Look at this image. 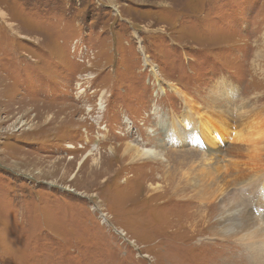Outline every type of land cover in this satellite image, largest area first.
<instances>
[{
  "label": "rangeland",
  "instance_id": "rangeland-1",
  "mask_svg": "<svg viewBox=\"0 0 264 264\" xmlns=\"http://www.w3.org/2000/svg\"><path fill=\"white\" fill-rule=\"evenodd\" d=\"M212 91L235 120L253 109L237 129L264 119V0H0V264H242L250 242L209 229L219 203L188 230L201 208L174 183L202 152L163 135L184 103L210 108ZM155 139L170 165L158 193L147 186L162 166L124 156ZM94 148L109 167L98 177ZM231 190L262 212L256 191Z\"/></svg>",
  "mask_w": 264,
  "mask_h": 264
},
{
  "label": "bare ground",
  "instance_id": "bare-ground-1",
  "mask_svg": "<svg viewBox=\"0 0 264 264\" xmlns=\"http://www.w3.org/2000/svg\"><path fill=\"white\" fill-rule=\"evenodd\" d=\"M209 94L211 107L205 112H203V110H201L202 112H197L200 111L201 106L195 108V106H187L186 103H184L185 108L184 115H182V121L176 120L179 116L177 118L173 116L168 127L164 129V139L166 142H169V144L185 143L191 145V147L199 148L202 152L197 153L200 158L199 162H195L194 160L190 162V168L192 170L195 168L194 164L199 166V171H196V175L190 179L187 175L181 174L180 176L183 179L180 178L177 180L179 181L178 183H174L173 190L182 189L179 191V194H181V197L179 198L182 199H196V197L190 196L192 192L197 196L196 201L200 205L199 207L201 208L202 215H197L198 219L194 218L191 225H187L188 230L192 232L194 231L192 229H195L196 223H205L207 221V205H213L214 203L217 205V203H219V205H217L218 211H215L214 225H211L209 228L215 233V238H230L231 240L240 241L243 245L250 242L247 244L246 256L244 258L242 257L243 262L241 261L238 263L264 264V181H262L264 179V126L260 127L259 125L264 123V119L260 118L261 116H254V121L255 119H263L262 122H254L251 125L246 124L247 126L244 129L238 128V130V121H240L245 115L253 116V109H247L240 106L238 110L239 112L236 110L238 113L236 115L237 119L235 120L231 111L228 114L227 111L225 112L222 110L221 106L216 105L218 100H221V96L216 91H212ZM154 116L158 122V125L156 126H163L166 124L167 121H165V116L163 119L162 115L157 110H155ZM215 116L217 118H215ZM232 121L235 122V128H232L233 126H231ZM255 128H257V130ZM155 140L156 145H153L150 148L136 147V149H133L126 145L124 156L129 157L132 163L142 162V165H146L153 160L155 163L162 166V171H159L162 175L156 176V179L152 180L155 182H149V185L147 186L148 191L158 193L161 192L162 189L161 183L168 181L170 165L168 161L169 159L165 156L161 143L158 139ZM150 141V137L141 139L143 145L149 144ZM69 148L72 149L73 147L70 145ZM100 151V149L94 148L93 150H90L89 153L93 158L91 160V169H88V171H95L96 177L101 174L100 169H103L104 172L109 169L108 165H106L104 161H101L102 156ZM92 152L95 154L92 155ZM107 152L109 153L108 158H110L111 161L113 160L115 162L120 157L119 147H110ZM169 154L170 156H173L185 153H175L170 151ZM193 158L197 157L193 156ZM81 165V162H79L78 166ZM144 171L146 173V169L144 168L140 171V177H145ZM149 172L151 174H148V177L151 175L152 177L148 180L151 181L154 174H152L153 168L149 167ZM229 176L232 177V181L229 180ZM96 177L94 176L95 179ZM157 180H160L161 183ZM182 181L184 187L180 185ZM235 188L250 194V197L253 195L252 191H256V195L254 194L251 201L254 202L255 207L260 211L262 210V212H254L250 206L240 208V206L238 207L234 205L230 198L228 199L227 197L230 195V190ZM185 190H187V193L184 195ZM223 198H227L226 202L222 200ZM194 212H196V210ZM250 212L256 213L257 215V218L255 219L254 217V221L251 223L247 219V216L251 214ZM144 223L146 224L148 222ZM153 227L154 228L152 229L154 230L155 225ZM250 230L257 232L249 233ZM155 233H157V231ZM170 233H172V231ZM254 234L257 236L253 237ZM168 243L171 244L170 242ZM230 264L236 263L231 262Z\"/></svg>",
  "mask_w": 264,
  "mask_h": 264
}]
</instances>
